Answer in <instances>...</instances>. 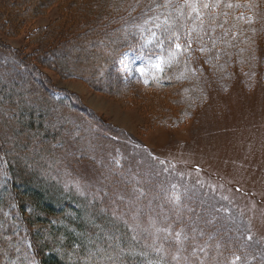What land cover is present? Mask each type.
Here are the masks:
<instances>
[{
	"label": "trees",
	"instance_id": "trees-1",
	"mask_svg": "<svg viewBox=\"0 0 264 264\" xmlns=\"http://www.w3.org/2000/svg\"><path fill=\"white\" fill-rule=\"evenodd\" d=\"M17 1V27L50 3L63 7L57 36L43 38L48 52L90 47V58L80 56L69 76L118 99L133 89L160 94L174 108L163 110L168 118L155 117L163 124L186 122L211 91L224 93L232 83L246 91L264 85V0H188L218 5L199 7V18L185 0ZM165 18L170 32L156 27ZM153 32V42L143 44ZM38 33L29 32L28 42L36 43ZM129 50L158 57L163 71L127 82L118 62ZM31 55L15 58L34 76ZM6 77L0 84V176L5 165L9 179L0 178V264H231L243 255L229 227L201 218L198 205L195 212L188 197L177 200L138 160H113L129 146L124 133L103 126L72 94L55 98L57 90L38 75V85L28 82L13 98ZM57 122L63 124L53 129ZM75 126L81 131L73 135ZM82 163L93 167L96 190L79 174Z\"/></svg>",
	"mask_w": 264,
	"mask_h": 264
},
{
	"label": "rangeland",
	"instance_id": "rangeland-1",
	"mask_svg": "<svg viewBox=\"0 0 264 264\" xmlns=\"http://www.w3.org/2000/svg\"><path fill=\"white\" fill-rule=\"evenodd\" d=\"M67 3L65 0L64 5ZM63 9L50 3L43 13L17 27L21 4L17 0H0V84L7 76L10 83L6 90L17 98L15 94L28 82L38 85L35 80L38 75L57 90L53 92L55 98H63L65 92L72 94L103 126H110L130 139L129 146H121L113 160L117 158L118 163L121 159L129 161L130 157L138 160L144 174L153 172L160 177L158 182L172 196L188 197L185 199L193 202L194 206L190 205L193 210L198 205L203 210L201 218L209 215L229 227L240 243L241 249L239 246L236 249L243 253L242 262L264 264V85L246 91L241 84L232 83L224 93L211 91L207 103L193 111L186 122L175 127L167 119L163 124L155 117L168 118L163 110L174 108L160 94L149 95L133 89L118 99L96 92L82 79L69 76L76 70L77 61L83 60L80 56L90 58V47L48 52L52 47L43 38L57 36L58 27L65 23L61 19ZM95 13L93 9L92 14ZM74 16L72 19L77 20L78 16ZM36 28H39L38 44L27 40L29 32ZM146 43L148 39L143 42ZM32 52L35 55L28 60L36 72L34 76L16 62L18 54ZM158 63L161 60L152 54L129 50L120 56L118 68L127 82H133L158 71L155 67ZM171 114L175 115L174 111ZM61 124L57 122L52 128ZM4 131L12 133L8 128ZM79 131V127L71 128L73 135ZM81 166L79 174L88 187L96 190L99 180L93 167L89 168L87 163ZM5 167L1 180L9 179ZM83 196L79 194L81 199ZM133 253L122 251L120 255Z\"/></svg>",
	"mask_w": 264,
	"mask_h": 264
},
{
	"label": "snow or ice",
	"instance_id": "snow-or-ice-1",
	"mask_svg": "<svg viewBox=\"0 0 264 264\" xmlns=\"http://www.w3.org/2000/svg\"><path fill=\"white\" fill-rule=\"evenodd\" d=\"M185 6L188 7V8H191L192 11L196 12L197 18H199V15H200L199 14V10H198L199 7L209 8V7H216L218 5L217 4L207 3V2L198 5L196 3H189L188 0H185ZM228 7H232V5L229 4ZM181 15H183V13H181ZM155 19L157 21H159L160 20V17L157 16ZM156 27L157 28H161L162 31H169L170 32L172 30L173 25H172V23L167 18H165L163 20L162 24L161 23H157L156 24ZM155 37H156V33L155 32L151 33V36L148 39V43L151 44L153 42V39ZM178 39H179V37H177V40ZM157 43H159L160 46L163 47V40L162 39H161V41H157ZM176 48L177 49H180L181 48V45L179 43H176ZM155 67L157 68V70L163 71V68L161 67V64L160 63L156 64ZM139 71H141V73H143V69H139ZM117 163H118V161H117ZM178 199H179V197H177V200ZM177 237H179V233H177ZM249 239H251V237H249ZM240 259H241L240 256H234L231 264H236V262L239 261Z\"/></svg>",
	"mask_w": 264,
	"mask_h": 264
}]
</instances>
